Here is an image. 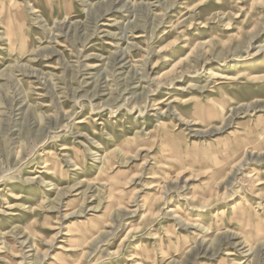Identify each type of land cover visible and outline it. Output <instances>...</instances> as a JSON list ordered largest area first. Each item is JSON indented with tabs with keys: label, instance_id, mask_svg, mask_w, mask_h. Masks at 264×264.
<instances>
[{
	"label": "rangeland",
	"instance_id": "obj_1",
	"mask_svg": "<svg viewBox=\"0 0 264 264\" xmlns=\"http://www.w3.org/2000/svg\"><path fill=\"white\" fill-rule=\"evenodd\" d=\"M0 264H264V0H0Z\"/></svg>",
	"mask_w": 264,
	"mask_h": 264
},
{
	"label": "bare ground",
	"instance_id": "obj_2",
	"mask_svg": "<svg viewBox=\"0 0 264 264\" xmlns=\"http://www.w3.org/2000/svg\"><path fill=\"white\" fill-rule=\"evenodd\" d=\"M77 164V163H76Z\"/></svg>",
	"mask_w": 264,
	"mask_h": 264
}]
</instances>
